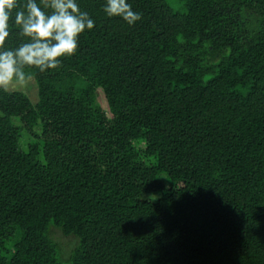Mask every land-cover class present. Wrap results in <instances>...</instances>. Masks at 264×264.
<instances>
[{"label":"trees","instance_id":"1","mask_svg":"<svg viewBox=\"0 0 264 264\" xmlns=\"http://www.w3.org/2000/svg\"><path fill=\"white\" fill-rule=\"evenodd\" d=\"M129 2L0 90V264H264V0Z\"/></svg>","mask_w":264,"mask_h":264},{"label":"clouds","instance_id":"2","mask_svg":"<svg viewBox=\"0 0 264 264\" xmlns=\"http://www.w3.org/2000/svg\"><path fill=\"white\" fill-rule=\"evenodd\" d=\"M106 17H117L128 25L140 20L129 0H104ZM92 17L77 0H0V90L22 87L31 79L24 69L52 71L78 47V37L92 30ZM17 31L25 39L15 47L7 38Z\"/></svg>","mask_w":264,"mask_h":264},{"label":"rangeland","instance_id":"3","mask_svg":"<svg viewBox=\"0 0 264 264\" xmlns=\"http://www.w3.org/2000/svg\"><path fill=\"white\" fill-rule=\"evenodd\" d=\"M23 90L26 91L28 93L29 96H32V92L34 91L33 87L30 86V80L27 82L26 85L22 86ZM136 148H138V150H142L144 148V143H137Z\"/></svg>","mask_w":264,"mask_h":264}]
</instances>
